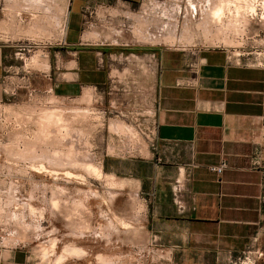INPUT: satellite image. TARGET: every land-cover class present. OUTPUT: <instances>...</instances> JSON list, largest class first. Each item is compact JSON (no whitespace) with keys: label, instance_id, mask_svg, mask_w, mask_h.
Returning a JSON list of instances; mask_svg holds the SVG:
<instances>
[{"label":"crops","instance_id":"obj_1","mask_svg":"<svg viewBox=\"0 0 264 264\" xmlns=\"http://www.w3.org/2000/svg\"><path fill=\"white\" fill-rule=\"evenodd\" d=\"M201 1L205 11L213 4ZM32 2L29 20L0 18V101L29 40L51 91L99 90L107 172L136 184L148 231L176 264H228L242 253L264 224V68L206 39L217 35L209 16L198 28L175 0H68L62 14L58 0ZM0 264H25L24 255L9 250Z\"/></svg>","mask_w":264,"mask_h":264},{"label":"rangeland","instance_id":"obj_2","mask_svg":"<svg viewBox=\"0 0 264 264\" xmlns=\"http://www.w3.org/2000/svg\"><path fill=\"white\" fill-rule=\"evenodd\" d=\"M32 1L44 4L0 0V18L29 20ZM58 1L62 14L68 0ZM208 15L217 35L206 39L264 68V0H214L208 11L187 14L198 28ZM37 49L29 40L20 45L19 72H6L9 92L0 101V255L18 250L25 264H176L149 233L148 201L136 184L107 172L99 90L51 91ZM238 255L228 264H264V224Z\"/></svg>","mask_w":264,"mask_h":264},{"label":"built area","instance_id":"obj_3","mask_svg":"<svg viewBox=\"0 0 264 264\" xmlns=\"http://www.w3.org/2000/svg\"><path fill=\"white\" fill-rule=\"evenodd\" d=\"M175 1L177 2V4H176L177 6L175 7L176 8L175 11L178 10V13H180V12H182L183 7H184V11L186 10V7H187V10L186 11L188 12V10L190 8V11L192 12L193 17H195L197 15V9H198V7L201 8L202 7L201 5L203 3V1H201V3L198 4L196 1L195 2H192V0H175ZM182 1L186 5L184 4V6H183L182 5ZM204 4L205 5H208V2H205ZM203 7H205V6H203ZM7 72H12V73L15 72V74H16V73L19 72V69H12V71L10 69H8ZM6 77H5V79H6ZM9 77H10L9 79L11 80L12 77L11 76H9ZM6 81H7V79H6ZM14 89H15V87H14ZM5 92H9L7 88L5 89ZM143 135H146V133H143ZM147 138L152 142L153 148H156V143H155L156 140H154V138H152L151 135L150 136L147 135ZM225 166H226V163L223 162L220 165L213 166L212 167V170L213 171H216L217 173H222V171L225 168ZM238 257L240 258V254L238 255Z\"/></svg>","mask_w":264,"mask_h":264},{"label":"bare ground","instance_id":"obj_4","mask_svg":"<svg viewBox=\"0 0 264 264\" xmlns=\"http://www.w3.org/2000/svg\"><path fill=\"white\" fill-rule=\"evenodd\" d=\"M213 1H214V0H213ZM213 1H210V3H212ZM245 2H246V1H245ZM247 2H248V1H247ZM251 3H252V2H251ZM253 3H254V1H253ZM253 3H252V4H253ZM246 4H247V3H246ZM153 5H154V4H152V6H153ZM158 5H159V4H158ZM161 5H162V4H161ZM211 5H212V4H211ZM255 5H256V4H255ZM162 6H163V5H162ZM218 6H219V5H218ZM146 7H147V6H146ZM157 7H158V6H157ZM159 7H160V6H159ZM221 7H222V6H221ZM221 7H218V8L216 9V12H214V13H215V16H216V15H217V16L219 15V13L217 12V10L222 9ZM256 7H257V6H256ZM147 8H148V7H147ZM147 8H146V9H147ZM154 8H155V7H154ZM162 8H163V7H162ZM164 8H165V7H164ZM156 9H157V8H156ZM156 9H155V10H156ZM158 9H159V8H158ZM189 9H190V8H189ZM205 9H206V8H205ZM148 10H150V9H148ZM206 10H207V9H206ZM131 11H132V10H131ZM144 11H145V10H144ZM151 11H152V10H151ZM157 11H158V10H157ZM160 11H163V10H160ZM165 11H166V10H165ZM204 11H205V10H204ZM152 12H153V11H152ZM139 13H140V12H139ZM144 13H145V12H144ZM157 13H158V12H157ZM157 13H156V14H157ZM148 14H149V13H148ZM154 14H155V13H154ZM156 14H155V15H156ZM159 14H160V13H159ZM161 14H162V13H161ZM247 14H248V13H247ZM254 14H255V13H254ZM164 15H165V13H164ZM166 15H167V14H166ZM211 15H212V14H211ZM220 15H221V14H220ZM148 16H149V15H148ZM148 16H147V17H148ZM167 16H168V15H167ZM172 16H174V15L172 14ZM177 16H178V15H177ZM208 16H209V15H208ZM247 16H248V15H247ZM35 17H36V16H35ZM128 17H129V16H128ZM130 17H131V16H130ZM132 17H133V16H132ZM162 17H163V16H162ZM61 18H63V17H61ZM157 18H158V17H157ZM177 18H178V17H177ZM210 18H211V17H210ZM213 18H214V17H213ZM64 19H65V18H64ZM146 19H147V18H146ZM146 19H145V20H146ZM150 19H151V15H150ZM169 19H170V17H169ZM169 19H168V20H169ZM172 19H173V18H172ZM172 19H171V20H172ZM205 19H206V18H205ZM158 20H160V19H158ZM171 20H169V21H171ZM58 21H59L58 23H61V22H60L61 20H58ZM130 21H131V20H130ZM133 21H134V20H133ZM151 21H152V20H151ZM163 21H164V20H163ZM173 21H175V20H173ZM215 21H216V20H215ZM222 21H223V20H222ZM231 21H232V20H231ZM65 22H66V21H65ZM138 22H139V21H138ZM140 22H141V21H140ZM155 22H156V21H155ZM155 22H154V23H155ZM164 22H165V21H164ZM171 22H172V21H171ZM171 22H170V23H171ZM141 23H143V21H142ZM141 23H140V24H141ZM145 23H146V22H145ZM157 23H158V22H157ZM170 23H169V24H170ZM245 23H246V22H245ZM61 24H62V25H61ZM61 24H60V25H61V28H60V29H61V33H62V34H65V25H66V24H65V25H63V23H61ZM159 24L161 25V23H159ZM210 24H212V23H210ZM138 25H139V24H138ZM142 25H143V24H142ZM154 25H155V24H154ZM162 25H163V23H162ZM234 25H236V24H234ZM140 26H141V25H140ZM156 26H157V25H156ZM156 26H155V27H156ZM164 26H165V25H164ZM167 26H168V25H167ZM169 26H172V25H169ZM175 26H176V23H175ZM175 26H174V27H175ZM128 27H129V26H128ZM148 27H149V26H148ZM148 27H147V28H148ZM152 27H153V26H152ZM162 27H163V26H162ZM205 27H206V26H205ZM142 28H144V27H142ZM153 28H154V27H153ZM156 28H158V26H157ZM161 29H162V28H161ZM164 29H166V28H164ZM168 29H170V27H169ZM168 29H167V31H168ZM141 30H142V29H141ZM143 30H144V29H143ZM174 30L176 31V29H174ZM132 31H133V30H132ZM152 31H153V30H152ZM163 31H164V30H163ZM167 31H166V33H167ZM175 31H174V32H175ZM137 32H138V31H137ZM139 32H140V30H139ZM154 32H155V30H154ZM164 32H165V31H164ZM164 32H163V33H164ZM172 32H173V30H172ZM189 32H190V31H189ZM219 32H220V31H219ZM221 32H222V31H221ZM223 32H224V31H223ZM235 32H236V31H235ZM58 33H60V32H58ZM134 33H135V32H134ZM142 33H143V32H142ZM142 33H139V34L141 35ZM145 33H146V35H147V31H146ZM145 33H144V34H145ZM150 33H152V32H149V35H151ZM168 33H169V32H168ZM187 33H188V31H187ZM238 33H239V32H238ZM144 34H142V36H145ZM152 34H153V33H152ZM175 34H176V33H175ZM189 34H190V33H189ZM189 34H188V35H189ZM160 35H161V34H160ZM166 35L168 36L169 34H166ZM162 36H163V35H162ZM164 36H165V35H164ZM164 36H163V37H164ZM167 36H166V37H167ZM186 36H187V35H186ZM190 36H191V35H190ZM135 37H136V36H135ZM137 37H138V40H139L138 33H137ZM150 37H151V36H150ZM153 37H154V36H153ZM153 37H151V38H153ZM155 37H156V35H155ZM160 37H161V36H160ZM160 37H159V38H160ZM166 37H165V38H166ZM168 37H169V36H168ZM179 37H180V36H179ZM140 38H141V37H140ZM165 38H164V39H165ZM181 38H183V36H182ZM181 38H180V39H181ZM188 38H189V37H187V39H188ZM143 39H144V38H143ZM146 39H147V40H146ZM161 39H162V37H161ZM140 40H142V38H141ZM145 40H146V41H145ZM145 40H144V41L147 42V41H148V38H145ZM158 40H160V39H158ZM168 40H171V39L168 38ZM188 40H190V39H188ZM193 40H194V39H193ZM149 41H150V40H149ZM155 41H156V39H155ZM163 41H165V40H163ZM166 41H167V38H166ZM179 41H180V40H179ZM189 42H190V41H189ZM151 43H152V42H151ZM153 43H154V42H153ZM169 43H170V42H169ZM190 43H191V42H190ZM93 168H94V167H93Z\"/></svg>","mask_w":264,"mask_h":264}]
</instances>
